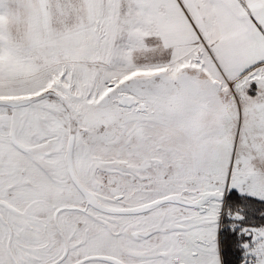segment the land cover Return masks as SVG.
Wrapping results in <instances>:
<instances>
[{
    "label": "snow or ice",
    "instance_id": "obj_1",
    "mask_svg": "<svg viewBox=\"0 0 264 264\" xmlns=\"http://www.w3.org/2000/svg\"><path fill=\"white\" fill-rule=\"evenodd\" d=\"M0 264H264V0H0Z\"/></svg>",
    "mask_w": 264,
    "mask_h": 264
}]
</instances>
